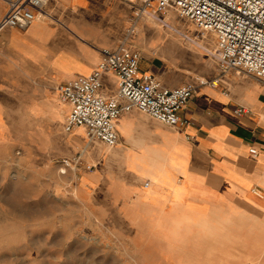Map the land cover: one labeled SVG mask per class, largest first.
<instances>
[{
    "label": "crops",
    "instance_id": "obj_1",
    "mask_svg": "<svg viewBox=\"0 0 264 264\" xmlns=\"http://www.w3.org/2000/svg\"><path fill=\"white\" fill-rule=\"evenodd\" d=\"M47 9L59 11L58 21L0 35V160L19 149L11 112L26 101L30 122L48 129L30 141L36 157L58 169L72 162L66 173L75 199L106 227V237L138 245L149 264H264V86L233 72L222 76L212 60L213 68L177 69L187 48L158 36L140 52V73L170 90L200 79L217 86L197 90L178 127L135 109L122 114L114 125L117 145L108 149L89 142L82 128L61 130L70 109L59 88L90 75L100 51L117 47L105 38L115 30L113 4L96 10L90 0H50ZM84 12L101 16L90 21ZM154 48L160 57L149 54ZM103 82L110 85L100 93L110 97L115 77L106 74ZM240 108L249 113L238 116Z\"/></svg>",
    "mask_w": 264,
    "mask_h": 264
},
{
    "label": "rangeland",
    "instance_id": "obj_2",
    "mask_svg": "<svg viewBox=\"0 0 264 264\" xmlns=\"http://www.w3.org/2000/svg\"><path fill=\"white\" fill-rule=\"evenodd\" d=\"M90 1L96 10L113 4L114 15L109 21L115 30L108 31L105 37L112 48L125 43L127 48L139 52L148 50L158 35L166 38L171 34L161 22L191 38L197 37L194 26L175 11L154 14L161 22L139 17L134 23L135 34L127 36L134 21L136 0L131 1V5L126 3L129 0ZM3 9L4 5L0 4V17ZM57 11L51 14V20L41 22L58 21ZM84 13L90 21H97L101 16L100 12ZM173 37L177 43H184L178 34ZM209 37L206 40L195 38L196 44L210 50L208 54L194 43L185 41L184 45L190 51L181 50L183 56L177 69L213 68L210 60L216 64L214 41ZM160 50L154 48L149 54L160 57ZM201 61L206 62L199 64ZM109 85L107 83L103 88ZM60 102L65 104L61 99ZM27 105L26 101L20 102L11 112V119L18 122L12 129L18 134L20 146L16 151L20 150L21 156H16L15 151L10 158L0 160V264H149L150 256L141 254L138 245H132L129 240L106 237L110 236L106 227L96 222L76 201L73 178L68 172L61 175L57 167L44 164L41 157H36L30 141L36 131L45 134L48 129L30 122ZM63 123L61 130H64Z\"/></svg>",
    "mask_w": 264,
    "mask_h": 264
},
{
    "label": "built area",
    "instance_id": "obj_3",
    "mask_svg": "<svg viewBox=\"0 0 264 264\" xmlns=\"http://www.w3.org/2000/svg\"><path fill=\"white\" fill-rule=\"evenodd\" d=\"M50 0H0L5 11L0 19V33L8 29L25 30L35 21L51 20L46 10ZM134 21L127 36L135 34V20L143 13L175 11L190 22L197 38L211 36L215 44L214 58L222 76L233 72L257 80L264 86V0H136ZM96 69L88 76L79 77L59 88L60 99L69 106L64 120V132L82 128L89 142L98 141L106 148L117 145L115 122L131 110L169 126L184 125L179 113L193 99L199 88H215L217 81L200 79L196 85H185L170 90L150 74L140 73L141 53L127 48L125 43L115 49H102ZM112 74L116 90L103 96V77ZM248 110H236L238 116ZM255 158L257 151L250 150ZM76 160V159H75ZM77 161V160H76ZM72 164L61 162L59 173L66 174Z\"/></svg>",
    "mask_w": 264,
    "mask_h": 264
},
{
    "label": "bare ground",
    "instance_id": "obj_4",
    "mask_svg": "<svg viewBox=\"0 0 264 264\" xmlns=\"http://www.w3.org/2000/svg\"><path fill=\"white\" fill-rule=\"evenodd\" d=\"M106 1V0H105ZM122 1V0H121ZM131 1H133V0H129V1H126V3L128 4V5H131L132 4V2ZM104 3H106V2H104ZM134 5V4H133ZM136 6V5H135ZM90 9V8H89ZM91 14H93V12L91 13ZM142 17H144V18H146L148 21H154V20H156V21H158V22H161V20L158 18V17H156L155 15H153L151 12H148V13H143L142 14ZM140 19V18H139ZM161 25H163L164 27H166L168 30H169V33H171V34H167L166 35V38H161V37H158V40H162L163 39V41H167V40H175L174 39V37H173V35L174 34H178V36H181L184 40H186V41H189L190 43H194V45L195 46H199L198 44H196L197 42H195L196 41V39H197V37H195L196 39H191V37L189 36V35H187L186 33H183V32H181L180 30H178L177 28L176 29H171L167 24H165V23H163V22H161L160 23ZM90 27V26H89ZM93 31H95V30H93ZM185 32V31H184ZM193 33V32H192ZM158 36H160V35H158ZM201 39V38H200ZM185 43V42H184ZM199 48H201L200 46H199ZM202 49V51L203 52H206L207 54L208 53H210V50H208V49H206V48H201ZM188 51H190L189 49H187ZM212 51V50H211ZM198 54V53H197ZM212 54H213V52H212ZM199 55H202V54H199ZM176 57H173V56H165V58L164 59H167V60H173V59H175ZM180 61V60H179ZM190 63V62H189ZM189 65V64H188ZM75 170V169H74ZM15 179V178H14ZM254 194H256V196H258L259 198L260 197H262V195L259 193V192H254Z\"/></svg>",
    "mask_w": 264,
    "mask_h": 264
}]
</instances>
